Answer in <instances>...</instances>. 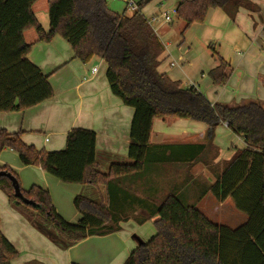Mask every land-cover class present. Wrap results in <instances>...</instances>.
Returning a JSON list of instances; mask_svg holds the SVG:
<instances>
[{"label":"trees","instance_id":"16d2710c","mask_svg":"<svg viewBox=\"0 0 264 264\" xmlns=\"http://www.w3.org/2000/svg\"><path fill=\"white\" fill-rule=\"evenodd\" d=\"M35 1L0 0V112L24 111L54 96L49 77L28 58L33 44L25 41L24 31L34 27L38 41L45 42L61 35L76 58L84 62L94 56L103 58L113 94L134 108L128 153L131 162L114 163L108 172L101 171L97 134L80 127L69 131L66 147L59 151L39 150L26 144L19 134L0 129V153L12 149L23 165L40 166L64 183L107 187L110 200L113 183L138 179L145 169L155 119L185 118L205 123L209 144L216 128L227 123L244 138L245 148L237 149L224 162L216 182L209 184L196 201L189 203L178 192L164 196L151 213L159 216L156 234L138 245L125 264H264V105L260 101L212 103L195 86H185L159 72L163 44L143 12L152 0H139L140 10L131 14L111 10L107 0H49L48 31L33 11ZM241 6L254 10L249 0H178L176 14L188 28L204 22L212 8L224 9L234 17ZM213 54L217 55L215 50ZM208 75L214 84L225 85L230 77L229 64L221 60ZM0 172L10 173L19 182L10 167H0ZM0 187L16 209L63 249L92 235L121 230L111 201L106 204L102 198L77 195L74 205L82 217L73 224L59 214L48 189L38 185L24 189L20 185L24 197L37 204L33 206L16 196L8 176H0ZM120 189L134 195L130 188ZM208 192L219 201L231 197L237 209L248 215L246 223L231 228L207 218L197 203ZM18 255L0 231V264H11Z\"/></svg>","mask_w":264,"mask_h":264},{"label":"crops","instance_id":"0c3cea01","mask_svg":"<svg viewBox=\"0 0 264 264\" xmlns=\"http://www.w3.org/2000/svg\"><path fill=\"white\" fill-rule=\"evenodd\" d=\"M249 1L254 10L241 6L233 17L224 9L212 8L204 22H195L188 28L176 14L178 0L148 3L143 8L147 18L153 16L162 21L165 13L172 15L168 22H155L163 44L159 72L185 86H195L212 103L237 105L260 101L264 105V0ZM33 11L48 31L49 0L35 1ZM24 38L33 44L29 60L49 77L54 96L24 111L0 112V129L19 134L26 144L45 151L65 149L73 128L92 129L97 134L101 171L108 172L114 163L131 162L128 153L134 108L113 94L106 61L100 56L87 62L76 58L61 35L50 42L38 41L34 27L24 31ZM221 60L229 64L230 77L225 85L218 86L208 73ZM208 129L205 123L185 118L155 119L147 165L140 178L113 183L110 200L107 187L64 183L40 166L23 165L16 151L4 149L0 153V167H10L24 189L33 185L48 189L65 220L76 224L81 219L74 205L79 194L95 200L102 198L106 204L111 201L112 211L121 220L120 231L92 235L63 249L16 209L3 192L0 231L19 251L11 264H125L138 245L156 234L148 238L133 234L125 228L129 220L155 222L159 216L151 213L170 192L182 194L189 203L196 201L209 184L216 182L224 162L246 146L244 138L227 123L216 128L209 144ZM121 187L130 188L134 195L121 191ZM229 203L236 211L230 216L225 208ZM197 208L215 223L231 228L248 220L231 197L219 201L212 192L206 193Z\"/></svg>","mask_w":264,"mask_h":264},{"label":"rangeland","instance_id":"374dc122","mask_svg":"<svg viewBox=\"0 0 264 264\" xmlns=\"http://www.w3.org/2000/svg\"><path fill=\"white\" fill-rule=\"evenodd\" d=\"M108 7L116 12L122 13L124 10L129 14L131 13V9L128 7L127 2L125 0H107ZM241 141V139H240ZM237 144L239 142H236ZM9 152V151H8ZM0 195L4 196L3 191L0 187ZM97 200H100L99 198ZM226 210H228L229 216L233 214V212L236 213L234 208L232 207V204H227L225 207ZM125 228L128 231H131L133 234H138L141 237L148 238L152 236L154 233H156V225L155 222L152 220L146 221V222H138L134 219L129 220L127 222V225H125ZM37 245H34V248H36Z\"/></svg>","mask_w":264,"mask_h":264},{"label":"built area","instance_id":"2783aa9c","mask_svg":"<svg viewBox=\"0 0 264 264\" xmlns=\"http://www.w3.org/2000/svg\"><path fill=\"white\" fill-rule=\"evenodd\" d=\"M125 1L127 2V5L131 9L132 12L140 10V7H139L138 2L136 0H125ZM163 18H164L162 20L163 22H168V21L171 20L172 15H170L168 13H165ZM148 19H149L150 23L153 25L154 30L157 32V28L155 26L156 25L155 22L158 23V22H162V21H160L158 17L155 18L153 16L148 18ZM46 140H48V139H46Z\"/></svg>","mask_w":264,"mask_h":264},{"label":"water","instance_id":"95a60500","mask_svg":"<svg viewBox=\"0 0 264 264\" xmlns=\"http://www.w3.org/2000/svg\"><path fill=\"white\" fill-rule=\"evenodd\" d=\"M0 176H8L12 180L13 185L15 187V194L18 198H20L21 200H23L27 204L37 206V204L34 201L29 200L26 197H24V195L21 191V188H20V184H19L18 180L13 175H11L10 173H7V172H0Z\"/></svg>","mask_w":264,"mask_h":264}]
</instances>
